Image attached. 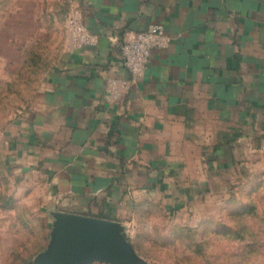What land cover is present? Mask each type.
I'll list each match as a JSON object with an SVG mask.
<instances>
[{"label":"crops","instance_id":"0c3cea01","mask_svg":"<svg viewBox=\"0 0 264 264\" xmlns=\"http://www.w3.org/2000/svg\"><path fill=\"white\" fill-rule=\"evenodd\" d=\"M75 2L95 40L67 39L7 139L52 221L59 210L117 220L151 196L183 203L224 159L215 150L264 133V0ZM154 22L169 44L111 97L107 77L132 78L121 44Z\"/></svg>","mask_w":264,"mask_h":264},{"label":"rangeland","instance_id":"374dc122","mask_svg":"<svg viewBox=\"0 0 264 264\" xmlns=\"http://www.w3.org/2000/svg\"><path fill=\"white\" fill-rule=\"evenodd\" d=\"M69 6L70 0H0V264H29L50 243L53 221L37 190L10 166L7 139L68 39ZM220 152L224 159L217 167L204 165L216 169L185 202L151 196L117 219L139 259L264 264V133L232 138L214 154ZM87 264L118 263L99 258Z\"/></svg>","mask_w":264,"mask_h":264},{"label":"water","instance_id":"95a60500","mask_svg":"<svg viewBox=\"0 0 264 264\" xmlns=\"http://www.w3.org/2000/svg\"><path fill=\"white\" fill-rule=\"evenodd\" d=\"M120 229L116 219L56 211L48 247L29 264H87L99 258L118 264H148L135 255Z\"/></svg>","mask_w":264,"mask_h":264},{"label":"built area","instance_id":"2783aa9c","mask_svg":"<svg viewBox=\"0 0 264 264\" xmlns=\"http://www.w3.org/2000/svg\"><path fill=\"white\" fill-rule=\"evenodd\" d=\"M68 40L70 47L74 48L83 44L92 43L94 34L83 20L81 8L75 0H70L69 11L66 18ZM170 37L162 22L151 23L147 28L137 31L131 38L121 44V53L124 63L132 78L109 76L105 81V89L111 97H116L129 88L137 76L143 75L150 60L152 50L165 47L169 44Z\"/></svg>","mask_w":264,"mask_h":264}]
</instances>
